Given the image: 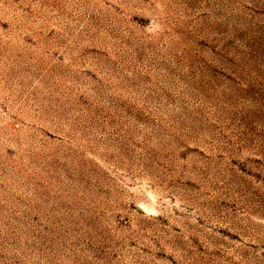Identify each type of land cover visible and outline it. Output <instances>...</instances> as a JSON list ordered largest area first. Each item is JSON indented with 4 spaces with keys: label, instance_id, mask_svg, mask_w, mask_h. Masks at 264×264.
Wrapping results in <instances>:
<instances>
[{
    "label": "rangeland",
    "instance_id": "1",
    "mask_svg": "<svg viewBox=\"0 0 264 264\" xmlns=\"http://www.w3.org/2000/svg\"><path fill=\"white\" fill-rule=\"evenodd\" d=\"M0 264H264V0H0Z\"/></svg>",
    "mask_w": 264,
    "mask_h": 264
}]
</instances>
